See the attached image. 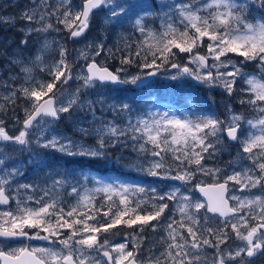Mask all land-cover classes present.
<instances>
[{
    "label": "snow or ice",
    "instance_id": "6c2138e0",
    "mask_svg": "<svg viewBox=\"0 0 264 264\" xmlns=\"http://www.w3.org/2000/svg\"><path fill=\"white\" fill-rule=\"evenodd\" d=\"M253 6L256 12H252ZM167 7L168 12L157 13L147 0L137 3L83 0L81 11L73 14L67 0H59L56 6L40 0L38 5L22 13V18L29 24L40 25L28 27L27 34L47 33L54 26L45 21L55 16L57 23L67 28L70 36L75 38L89 28L94 11L107 8L106 24L122 25L128 19L142 39L134 45L125 43L124 48L129 55L121 60L122 67L115 72L97 66L93 58V62L87 65L88 74L83 77V87L97 83L139 87L146 78L156 76L166 66L175 70L170 77L173 81L191 77L210 86L223 82L229 94L239 78L244 80L247 86L244 91L249 96L241 103L251 105L259 114L258 118L245 120L242 115L232 114L227 120H221L214 113L204 111L177 114L176 111H152L149 108L134 122L130 119L123 128L113 122L102 123L95 129L97 139L94 145L56 135L49 139L41 129L36 144L43 149L89 160H105L109 147L126 146L131 141L133 151L138 156L144 154L143 158L148 163L145 167L138 160L131 166L144 174L138 179H129L124 173L108 177L82 173L80 180L71 182L68 176H61L53 180L51 188L40 189L43 194L38 198L34 195L11 197L7 185L20 171L18 168H0L3 173L0 174V205H10V200L15 199L14 208L10 206L7 210H0V264H251V258L264 254V191L251 197L232 196L235 206H229L223 195L229 182L239 185L241 192L264 189V0H189L188 3ZM157 16L162 20L159 32L147 24L149 17ZM12 19L0 17V22ZM54 30L59 31L58 28ZM205 42L207 52L202 55L197 49ZM21 43L26 44L27 41ZM133 46L135 53L131 51ZM49 47L50 42L44 39L28 64L40 65V70L52 77L51 82L36 79L33 68L25 63L22 54L13 53L17 58L11 62L23 65L20 71L24 74V82L19 88H13L4 99L14 103L19 92L30 101V107L24 110L25 119L18 135H8L3 120H0V142L27 146L31 143L30 130L37 128L45 118L58 120L62 113H69L76 106L83 107L79 89L74 98L66 103L61 101L57 106L56 84H66L72 78L71 67L67 63L64 46L60 48L58 61L44 65L43 56ZM102 51L104 46L101 43L96 46L95 55ZM179 53L189 54L186 63L172 62ZM230 54H236L242 60H231L228 58ZM80 55L88 59L87 52L82 51ZM137 60L142 73L126 74L127 69L123 66L135 64ZM248 61L258 62V76L242 71ZM229 67L231 71H227ZM16 78L11 77L13 80ZM88 107L92 108L91 101ZM111 107L120 112L131 111V105L124 102ZM3 110L4 105H0V111ZM92 111L95 119L94 108ZM244 123L248 125L246 134L242 127ZM80 131L85 135L89 133L84 128ZM221 137L239 142L241 161L250 163L240 171H233L223 183L213 184L211 189L217 193L215 197L206 201L196 200L181 188L192 183L197 173L215 177L222 171L207 168L203 163L205 154L211 156L217 151ZM169 155L171 164L167 162ZM7 158L0 149V166ZM149 177L153 179L149 181ZM175 181L182 182L181 186L167 183ZM160 182H166L169 190L159 189ZM89 183L91 187L87 186ZM195 187L207 194L205 187L199 184ZM19 188L25 192L35 191L33 185H20ZM68 188V195L76 200L66 206L54 193ZM169 202L175 207L163 229L166 233L161 237L165 245L163 250L158 255L149 256L147 261L138 260L144 228L147 226L156 231L160 227ZM176 213H179V219L175 218ZM209 213L224 217L221 227H207ZM118 226H137L139 232L125 233L123 243L108 239L101 242ZM229 229L237 240L243 242V246L222 250L221 246L230 239ZM29 230L35 231L30 234ZM33 239L48 241L51 246L23 243V240ZM13 241L20 242V246L8 248L7 244ZM205 248L215 250L211 262L200 255Z\"/></svg>",
    "mask_w": 264,
    "mask_h": 264
},
{
    "label": "rangeland",
    "instance_id": "374dc122",
    "mask_svg": "<svg viewBox=\"0 0 264 264\" xmlns=\"http://www.w3.org/2000/svg\"><path fill=\"white\" fill-rule=\"evenodd\" d=\"M82 2L83 0H67L73 14L81 11ZM125 2L126 0H115V3ZM127 2L137 3L144 2V0H127ZM147 2L153 5L157 13H161L169 11V7L167 6L181 2L188 3L189 0H147ZM239 2H243V0H239ZM39 3L40 0H0V17L13 18L12 20L0 22V105H4V110L0 111V120H3V122L11 120L10 126H17L19 131L22 130V122L25 119L24 110L30 107V101L19 92L16 94L14 103L4 99V97L10 95L13 88H19L24 82V74L20 71L23 65H17L11 61L17 58L13 56V53L18 52L22 54L25 63L28 64L30 60L34 59L37 49L40 48L44 39L50 42V47L43 56V64L49 65L58 61L60 59V48L64 46L67 50V63L71 67L72 78L66 84H56L57 106H59L61 101L66 103L68 100L74 98L77 89H79V99L83 107L76 106L69 113H62L58 120L45 118L37 128L30 130L29 139L31 143L27 146L0 142V149H3V152L8 157L5 160V164L0 166V168L9 170L18 168L20 171V174L16 175L9 185H7L12 197L19 196L23 198L27 195H34L38 198L43 194L40 189L51 188L53 180L59 179L61 176H68L71 182H75L82 178V173H91L92 175L105 177L120 176L124 173L129 179L142 178L144 175L131 167L138 160L145 167L148 163V160L143 158L144 154L138 156L133 151L131 141L126 146L117 145L116 147H109L108 158L101 160L100 166H98L97 163L89 160L87 157L67 156L52 149L39 147L36 144V140L41 135V129L44 130V135L49 139L53 135H56L61 138L66 137L77 143L94 145L97 139L95 129L102 123L113 122L115 125L123 128L129 123L130 119L134 122L138 116L147 113L149 108L152 111H156L157 109L160 111H176L177 114L183 112L190 113L192 110L193 113L197 101L203 104L207 102L216 112L211 111L210 108L204 112L214 113L221 120H227L232 114L242 115L245 117V120L258 118L259 114L252 109L251 105L241 103L242 100H247L249 96L244 91L247 87L244 80L239 78L233 85L232 93L229 94L224 89L223 82L210 86L202 84L191 77H184L181 81H173L170 77L175 74V70H168L166 66L142 87L131 85L119 87L103 86L99 83L92 87H83V77L86 76L84 66L87 63L93 61L94 58L95 62L99 65L108 66L114 71L121 68V60L129 55V52L124 48L125 43L134 45L136 41L142 39L140 33L135 31L128 19H125L122 25L106 24L105 12L107 8H105L104 11L94 12L90 19L88 32L82 37L75 38L72 42L68 39L69 30L62 24H58L55 16L45 21L46 23H52L54 26L47 33L32 32L27 34L28 27L36 28L40 25L35 23L29 24L28 21L22 18V13L26 10H31ZM47 3L56 6L59 0H47ZM252 12H256L255 6L252 8ZM259 14L257 13V15ZM134 18L132 17L133 20ZM174 19H178V17ZM147 24L157 32L162 30V20L158 16L149 17ZM56 28L59 31L54 30ZM181 31H183L182 28ZM22 41H27V43H21ZM101 43L104 46V51L99 55H95L96 46ZM88 45H91V48ZM197 50H201L199 51L201 54H206L207 42ZM82 51L88 53V59H84L80 55ZM131 51L135 53L134 46ZM174 51L176 50L174 49ZM179 56H181V60H179ZM228 58L237 62L242 60L236 54H230ZM188 59L189 54L179 53L172 62L184 64ZM139 63L140 61L137 60L135 64L124 65L123 67L127 69L126 74L142 73L143 70L138 67ZM208 63L211 64L212 61L209 60ZM28 66L33 68V74L36 79L51 82L52 77L47 72L41 71L40 65L28 64ZM190 67L195 68L194 65H190ZM222 71L224 70L222 69ZM227 71H231V67ZM242 71L258 76L260 74L259 64L258 62L248 61L243 66ZM11 77L17 78L13 80ZM158 97L166 98V100H159ZM89 101L92 102V108L95 110V119L93 118L92 108L88 107ZM168 101L171 105L168 104ZM121 102L130 104L131 111L120 112L111 107L114 104L119 105ZM229 107H231V112L229 111ZM196 113H199V110ZM242 127L246 134L248 131L247 123H244ZM81 128L88 129L89 133L85 135L80 131ZM220 139L222 142L218 145L217 151L211 156L205 154L203 163L207 168H218L222 171L215 177L197 173L192 183L181 188L182 192H186V194L193 196L196 200L204 201L195 191V184L224 181L233 171H240L241 168L248 166L250 163L249 161H241L239 156L241 145L239 142L231 141L226 137H221ZM212 142L215 143V139H212ZM41 143H43V140H41ZM46 151H54L60 155V158H54L49 153H46ZM67 160H69V163H66ZM167 162L169 164L172 163L171 155H169ZM104 167L109 170H99ZM0 174L3 173L0 172ZM148 179L151 181L153 178L149 177ZM167 183H174L177 187L181 186V184L175 182ZM167 183L160 182L158 184L159 189L168 191ZM20 185H33L35 191L29 190L25 192L22 188H19ZM228 185V198L232 206H235V201L231 199L232 196L251 197L263 191V189L257 188L251 192H239V185H236L234 182H229ZM87 186L91 187L92 185L89 183ZM188 189H191V191H187ZM68 192H70V188L66 190L61 189L55 192L54 195L64 201L66 206L72 205L75 203L76 198L69 196ZM174 207L175 205L169 202V209L165 211L160 221V227L156 231H153L151 227L146 226L144 228L138 260L147 261L149 256L158 255L163 250L165 245L161 242V237L166 235L163 229L169 222L168 217L172 215ZM203 213L204 209L201 210V214ZM208 216L209 223L207 227L218 228L222 226L223 218L211 215L210 213ZM175 218H180L179 213H176ZM110 232L116 235L109 238L110 233H108L102 238L101 242H103V239H108L114 243H123L126 239L125 233L136 234L139 232V229L137 226H133L130 232L122 231V234H117L118 231L115 229ZM229 237L230 239L226 244L221 246L222 250L243 246V242L237 240L235 234L230 229ZM46 242L51 246L50 242ZM131 248L132 245L129 243V249ZM214 254L215 250L212 248H205L200 253V255L207 257L209 262H211ZM251 264H264V254L257 255L254 259L251 258Z\"/></svg>",
    "mask_w": 264,
    "mask_h": 264
},
{
    "label": "flooded vegetation",
    "instance_id": "af4514ba",
    "mask_svg": "<svg viewBox=\"0 0 264 264\" xmlns=\"http://www.w3.org/2000/svg\"><path fill=\"white\" fill-rule=\"evenodd\" d=\"M11 122H12L11 120H5L4 121V127H5L8 135H10V136L18 135V133H19L18 127L17 126L16 127L10 126ZM4 143L8 144V143H11V142H4ZM10 192L11 191L8 190L9 195L12 197V195H11ZM10 206L12 208L15 207V201H14V199H11L10 200V205H8V206H2V205H0V210L9 208ZM29 231H30V234H31L35 230H29ZM23 243L24 244H29V245H32V246H45V247L46 246H49V244L46 241L35 240V239H33V240H23ZM17 246H20V242L13 241V242H10V243L7 244V247L8 248L17 247ZM258 255H261V254H258Z\"/></svg>",
    "mask_w": 264,
    "mask_h": 264
},
{
    "label": "trees",
    "instance_id": "16d2710c",
    "mask_svg": "<svg viewBox=\"0 0 264 264\" xmlns=\"http://www.w3.org/2000/svg\"><path fill=\"white\" fill-rule=\"evenodd\" d=\"M197 51H201V50H197ZM179 60H181V56H179ZM200 103V107L202 109V111H205V110H208L209 108L211 109V111L215 112L216 110L214 108H211V106L208 105V103L206 102L205 104ZM217 114V113H216ZM46 153H49V155H51L52 157L54 158H60V155L57 154L56 152L54 151H46ZM95 163H97L98 166H100V163H101V160H91ZM66 163H69V160L66 161ZM100 171H108L109 169H106L105 167L103 169H99ZM124 226H118V229H115L117 232V234H122V231H132L133 228H123ZM110 233V237L109 238H112L114 235L116 234H113L112 232H109Z\"/></svg>",
    "mask_w": 264,
    "mask_h": 264
},
{
    "label": "water",
    "instance_id": "95a60500",
    "mask_svg": "<svg viewBox=\"0 0 264 264\" xmlns=\"http://www.w3.org/2000/svg\"><path fill=\"white\" fill-rule=\"evenodd\" d=\"M88 30V29H87ZM87 30L84 32V34L87 32ZM84 34H82V35H84ZM81 35V36H82ZM73 37H71L70 35H69V39L71 40ZM91 62H93V61H90L89 63H91ZM88 63V64H89ZM96 63V62H95ZM88 64H86V66H85V70H86V72H87V74H88V68H87V65ZM97 64V63H96ZM97 66H99L98 64H97ZM99 67H102V66H99ZM105 67V66H104ZM106 68H108V67H106ZM170 69V68H169ZM108 70L109 71H111L109 68H108ZM113 72V71H112ZM149 78H152V77H149ZM146 82V80L144 81V83ZM143 83V84H144ZM142 85V84H141ZM175 182H179V183H181L180 181H175ZM220 183H223V182H220ZM213 184H217V183H207V184H199L201 187H205L206 189H208V191H207V194H205L204 192H201V191H199V189L198 188H196L195 187V189H196V191L204 198V200L206 201V200H208V198L209 197H215L216 195H217V193L214 191V190H212L211 189V186L213 185ZM239 191H240V189H239ZM223 195H224V197L228 200V204H229V206H231L230 205V202H229V199L227 198V191L226 192H224L223 193ZM210 214H212V213H210ZM212 215H218L219 216V214L217 213V214H212ZM221 217V216H220ZM222 218H224V217H222Z\"/></svg>",
    "mask_w": 264,
    "mask_h": 264
},
{
    "label": "bare ground",
    "instance_id": "6f19581e",
    "mask_svg": "<svg viewBox=\"0 0 264 264\" xmlns=\"http://www.w3.org/2000/svg\"><path fill=\"white\" fill-rule=\"evenodd\" d=\"M106 67H108V66H106ZM109 68V67H108ZM111 71H113V72H115L113 69H111V68H109Z\"/></svg>",
    "mask_w": 264,
    "mask_h": 264
}]
</instances>
